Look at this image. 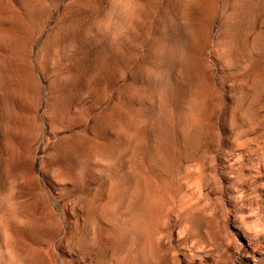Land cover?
I'll return each instance as SVG.
<instances>
[{"label":"rangeland","instance_id":"rangeland-1","mask_svg":"<svg viewBox=\"0 0 264 264\" xmlns=\"http://www.w3.org/2000/svg\"><path fill=\"white\" fill-rule=\"evenodd\" d=\"M0 264H264V0H0Z\"/></svg>","mask_w":264,"mask_h":264}]
</instances>
